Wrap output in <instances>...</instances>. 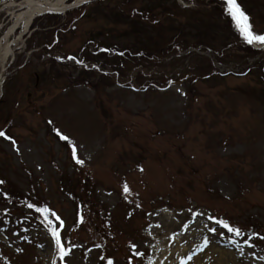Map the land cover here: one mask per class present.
Returning a JSON list of instances; mask_svg holds the SVG:
<instances>
[{
    "label": "rangeland",
    "instance_id": "374dc122",
    "mask_svg": "<svg viewBox=\"0 0 264 264\" xmlns=\"http://www.w3.org/2000/svg\"><path fill=\"white\" fill-rule=\"evenodd\" d=\"M47 1L0 0V264H264V45L243 51L210 0H92L26 28ZM239 3L264 34V0ZM141 49L162 54L114 63ZM28 204L63 220V259Z\"/></svg>",
    "mask_w": 264,
    "mask_h": 264
},
{
    "label": "snow or ice",
    "instance_id": "6c2138e0",
    "mask_svg": "<svg viewBox=\"0 0 264 264\" xmlns=\"http://www.w3.org/2000/svg\"><path fill=\"white\" fill-rule=\"evenodd\" d=\"M226 3H227V12L231 16L232 20L235 22L236 27L239 30L240 34L243 36L244 40L248 44L264 45V34H258L253 30V26H252V23L250 20V16L243 10V8L241 7V5L239 3V0H226ZM59 134L60 133L58 132V135ZM0 136H5V133L0 132ZM5 138L11 139V137H7V136H5ZM61 139L69 141V143L72 145L71 150H72L73 157H76L77 148H76L75 144H72V142L69 140V138L67 136L62 135ZM13 143H15V142L13 141ZM77 163L83 164L84 161L77 158ZM3 183H4V181L0 180V184H3ZM124 190L126 192L129 191L127 186H125ZM27 207L28 208L35 207L36 212L45 214V220L50 226L52 236L55 238V244H56V246L60 252V257H61V259H63V257L68 255V253L71 251V248L70 247L65 248L59 230L56 227L52 226L53 222L48 217H49V215L55 216V219L57 221H59L60 225H63V220H61L60 217L57 216L55 213H50L49 209L47 207L41 208V207L35 206L33 204H28ZM197 215H201V214L198 213ZM209 219H212V217H209ZM81 222H83L82 216H81ZM216 223L221 225L223 228L227 229L228 232L233 233L237 237L244 235L242 229L239 227L232 226L229 223L222 221V220H216ZM209 231L216 232L217 230L215 228H209ZM260 238L264 239V237H260ZM232 243L237 244V241L233 240ZM245 243H248V242L245 241ZM207 244H208V240H207V238H205L204 246L206 247ZM237 246H238V244H237ZM249 246L254 247V245H252V244H249ZM133 247H135V245H133ZM140 255H142V254H140ZM191 259H192V257L189 256L188 260H191ZM261 259H264V257H262ZM108 264H112V261H109Z\"/></svg>",
    "mask_w": 264,
    "mask_h": 264
},
{
    "label": "trees",
    "instance_id": "16d2710c",
    "mask_svg": "<svg viewBox=\"0 0 264 264\" xmlns=\"http://www.w3.org/2000/svg\"><path fill=\"white\" fill-rule=\"evenodd\" d=\"M210 1H212V3L218 5V9L219 8L221 9V13H222V10H223L222 17L225 16L229 20V24L231 26V29L234 32V34L236 36V39L238 40L237 43H239V45H240V43L242 44V50L245 51V52H247V54L248 53L253 54L254 52H259L254 47L253 44H248L244 40L243 36L240 34L239 30L236 27L235 22L232 20L231 16L227 12V3H226V0H210ZM81 8H78V9H75L73 11H70L66 15L67 16H71L74 12L77 13L76 11H79ZM48 16H59V15L53 14V15H48ZM227 24H228V22H227ZM133 33H134V35H137L138 34L137 31H133ZM131 35L132 34L127 33L126 38H130ZM184 43H185V41H184ZM179 45L180 44H178V46ZM258 45L259 46H263V45H260V44H258ZM119 54H121V52H119ZM122 54H121V57H119L120 59H117V56H116V60L114 61V63H116L117 61H120L122 58H127V60H131L130 62H132V63H136V61L142 62L141 64H139V63H136V64H138L139 66L141 65L142 68L145 67V69H147L146 67H148L151 64V62H152V61H150L151 59L155 60L156 59V56H157V58H159L161 56L162 49H157V52H154V51L153 52H150L149 50L141 49V50H136L135 52H132L131 51L129 53H122ZM126 54H129V55L128 56H125ZM125 62L126 61L121 60L120 63L117 62L116 65L117 66H124L125 65ZM207 75L209 76L208 73H207ZM0 194H4L3 189L1 187V184H0Z\"/></svg>",
    "mask_w": 264,
    "mask_h": 264
},
{
    "label": "bare ground",
    "instance_id": "6f19581e",
    "mask_svg": "<svg viewBox=\"0 0 264 264\" xmlns=\"http://www.w3.org/2000/svg\"><path fill=\"white\" fill-rule=\"evenodd\" d=\"M65 1L66 0H49L47 2H44L46 4L47 7H66L67 5L69 4H77V3H81V2H85V1H89V0H72L71 3L69 4H65ZM25 8L27 9V12L24 14L23 16V21L25 22L26 24V28L29 27V24L32 22V20L39 14H42L44 12V10L39 7L38 5H35V2H26L25 3ZM70 11H73V10H68L66 12H60L59 14L60 15H63V14H66ZM9 51V50H8ZM7 51V54L10 52ZM200 244L202 246H204V242H200ZM171 245H173V247L177 248L178 247V241H177V244L174 242L172 243ZM172 249L171 248H167L166 252H168V257L171 258L172 256L174 257L175 253H172L171 252ZM181 251V250H179ZM180 256V255H178ZM160 258L158 257V255L155 257V262L153 264H158L156 263Z\"/></svg>",
    "mask_w": 264,
    "mask_h": 264
},
{
    "label": "water",
    "instance_id": "95a60500",
    "mask_svg": "<svg viewBox=\"0 0 264 264\" xmlns=\"http://www.w3.org/2000/svg\"><path fill=\"white\" fill-rule=\"evenodd\" d=\"M92 0H89V1H85V2H81V3H77V4H69L67 5L66 7H47L46 5L44 4H41V3H36L35 5H38L39 7H41L44 12L43 13H60V12H66L68 10H72V9H75V8H79L85 4H88L89 2H91ZM1 7V6H0Z\"/></svg>",
    "mask_w": 264,
    "mask_h": 264
}]
</instances>
